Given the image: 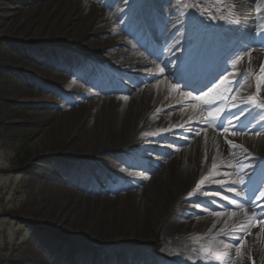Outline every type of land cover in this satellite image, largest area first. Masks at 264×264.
<instances>
[{"label":"bare ground","instance_id":"6f19581e","mask_svg":"<svg viewBox=\"0 0 264 264\" xmlns=\"http://www.w3.org/2000/svg\"><path fill=\"white\" fill-rule=\"evenodd\" d=\"M5 1L8 2L9 12L0 23L1 38L24 47L38 46L43 50L49 48L53 53L58 50L63 55L78 60L83 58L88 62L89 69L77 78L81 87L73 93L79 98L67 99L74 107L69 108L63 117H56L54 124L57 126L62 122L69 129L77 122L83 123L92 107L87 101L93 99L92 101L100 102L91 118L94 120L91 123L93 137H82L85 145L93 147L89 159H95L102 165L107 160L100 159L101 157L118 158L121 152L139 151L147 141L163 144L165 147L168 142L175 145L178 137H186L185 132L197 127L193 137L182 141L184 147L176 149L175 146L174 156L167 158L168 155H155L156 174L152 177H135L137 175L130 173L135 185H129L128 188L123 186L122 190L110 186L109 180L104 176L98 178L103 184L99 186L91 179H87V182L91 181L89 184L86 183L83 175L59 177L54 172L48 173L51 180L65 183L72 201L78 200L76 211H73L72 215L74 220L75 217L79 219L84 215L94 221L98 211L105 208L110 200L115 199L118 202L124 197L127 202L129 199L137 200L136 213H132L129 221V225H136V228L128 229L132 235L125 234L126 229L111 231L101 224L95 229H83L80 238L85 237L87 240L75 246L74 250L68 247L60 253L59 250L53 251L42 243H36L34 248L40 249L46 255L43 264H102L104 259L99 260L91 255L94 250L101 252V244H96V241L107 240L109 246L119 249L117 244L120 238L127 235L133 236L134 240L130 244L120 246L122 252L115 251L113 260L117 264H139L145 253L153 257L151 264H214L213 259L206 257V252L214 242L223 243L227 240L226 230L213 229L212 226L206 231H195L190 227L198 226L205 219H215L220 223L222 216L213 215L207 209L191 205L205 195L208 188L209 193L218 186L220 189L223 184L215 181L230 174L233 178L231 185L235 191H229L231 195H227V198L219 194L214 195L215 204L210 209L219 211L227 208L233 212L235 220L243 218L235 223L234 227H240L243 237H240L242 243L238 249L231 247V260H234L232 263L244 264L242 254L238 252L244 248V254L245 250H249L255 260L251 264H264V215L251 212L260 207L264 208V197L256 199L260 191L264 190V157L256 156L253 159V155L245 151V147L241 148L243 154H239L232 145L241 142L242 138L205 123V119H211L206 109L220 106L225 109L220 115L231 118V124L227 125L229 130L243 129L247 133L243 135L244 141L245 138L253 140L256 136L253 132L264 134V0H181L183 5L178 13L170 9L166 11L169 13L168 17L164 12L159 13L163 24L154 29L155 38L152 40L143 37L139 16L136 17V22L127 27L117 19V7L112 10L111 6L125 0H114L113 4L110 0H16L17 3L13 0ZM158 1L161 0H154L153 3ZM56 2L62 4V9L53 19L54 27H50L48 23L43 25L50 16V5ZM232 3L238 5L236 14L224 20L220 19L221 12L227 15L228 5ZM186 4L189 7H185ZM79 6L82 7L81 10ZM103 9H111L112 14L104 18L101 14ZM241 20L244 23L243 35L246 40L243 47L231 57H225L222 63L215 65L199 53L200 47L208 38L221 34L224 30L238 29L242 25ZM251 21L255 23L254 27L249 25ZM184 27H189L190 30L187 32L189 38L183 41L176 35ZM118 30L120 31L117 32ZM117 33L123 36H117ZM48 35L50 39L43 41ZM90 39L94 41L93 48L87 56H80V49L84 48ZM43 43L46 48L42 46ZM155 45L157 48L154 49ZM138 50H143V53ZM172 51H177L178 56H170ZM111 54L113 55L110 59L103 62L104 56ZM238 56L241 58L233 66V61ZM26 58L22 63L7 64L11 70L23 76L21 86L15 89L11 97L22 96L25 101L30 102V106H34L37 92L52 91L42 84L43 81H38L31 75V72H38L39 69L43 79L49 78L50 83H71L73 77L52 74L64 72L57 64L36 55H28ZM142 62L143 65L140 64ZM212 65L213 67L207 69ZM217 66L218 68L214 69ZM149 68L151 73H148ZM137 69L144 75L132 76V72H139ZM220 70L228 73L224 76L232 73L229 76L232 88L239 81L235 88L238 91L224 92L222 86L212 94L218 97L223 93L228 97L227 100L217 99L215 105H208L203 100L193 99V95L177 93L179 85L195 89L196 86L193 85L196 82L207 81ZM100 72L103 75L98 80L97 73ZM109 73L117 75L119 79H113ZM164 75L176 76L177 86L168 84L162 78ZM120 80L128 82L130 86L123 85ZM146 82L150 83L147 85ZM214 82L218 83L219 78ZM53 84L51 87L55 86ZM135 85H144L143 95L141 90L132 93ZM211 87L213 83L202 89V92L209 91ZM118 91L124 92L127 99H123L125 96L111 94ZM233 95L235 100L231 99ZM248 97L258 99L245 103ZM46 134L48 130L44 131L42 138ZM244 153L250 160L246 165ZM144 155L145 152H142L139 156ZM135 164L142 170V167L139 168V162ZM228 164H231V167H226ZM241 164L244 165L243 170ZM217 172L228 175H217ZM204 177L209 179L196 189V184ZM241 178L243 183H240ZM46 187L52 189L56 185L47 183ZM193 189L196 190L193 192ZM125 190L129 191H126L124 196L110 198V195ZM189 192H193V195L189 196ZM235 192H241L243 195L237 196ZM70 206L72 207V204ZM189 207L190 215L180 221L177 213ZM0 217L15 219L16 216L0 213ZM65 220L71 223L72 218ZM115 224L118 226L119 222L116 220Z\"/></svg>","mask_w":264,"mask_h":264},{"label":"rangeland","instance_id":"374dc122","mask_svg":"<svg viewBox=\"0 0 264 264\" xmlns=\"http://www.w3.org/2000/svg\"><path fill=\"white\" fill-rule=\"evenodd\" d=\"M13 1L17 3L16 0ZM164 1L157 2V10L164 7L170 8V10L176 13L181 10V0H170L167 3L166 1L164 3ZM110 2L113 4L114 0H110ZM7 4V1L0 0V23L9 12ZM93 5L98 6V4ZM111 7L112 10L113 7H117V10H115V13H117L116 17L124 27L136 22L134 15L139 8L146 10L142 14L141 19H144V30L153 39L155 38L154 29L163 24V20L158 16V13L164 12V15L167 17L169 15L166 9L163 11L159 9L161 11L158 10V12L150 11L146 0H125ZM79 8L81 10L82 7L79 6ZM61 9L62 4L57 2L51 4L49 7L50 16L47 21H44L43 25L48 23L53 28V19ZM112 10L103 9L101 14L105 18L112 14ZM241 23L242 27L237 34L243 38V20H241ZM249 25L254 27L255 23L251 21ZM132 29L135 28L132 27ZM188 30H190L189 27H184L176 36L184 41L189 38ZM116 35L120 36L122 34L117 33ZM48 39H50L49 35L46 38L44 37L43 41H47ZM93 45V39L88 40L86 46L80 49L79 55L82 57L87 56L93 48ZM42 46L45 47L44 43ZM155 48H157V45ZM138 52H142V50H138ZM178 54L177 51H172L170 56L177 57ZM28 55L41 56L48 62L55 63L59 68H63L64 72H52L53 75L59 73L66 78L73 77L70 84L55 85L49 82V78L48 80L43 79L40 69L38 72H31V75L35 79L43 81L42 84L52 90L37 92L38 96L35 99L34 106H30V102L25 101L22 96L17 98L11 97L15 89L21 86V78L23 76L20 73H15L7 66L8 63H22L26 61ZM112 55H105L103 62L110 59ZM140 64L143 65V62ZM104 66L107 67L105 64ZM88 69L89 64L83 58L78 60L71 56L63 55L58 50L53 53V50L49 48L43 50L38 46L24 47L19 43L8 42L0 36V213L16 216L15 219L0 217V264H43L46 260V255L40 249H35L34 244L42 243L53 251L59 250L58 253L68 247L74 250L75 246L87 240L85 237L80 238L82 230L95 229L99 224L111 231L113 229H126L125 234H130L131 231L128 229L136 228V225L134 227L130 226L129 221L131 220L132 213L136 211L137 200L129 199L127 202L123 197L117 202L113 199L117 195L124 196L126 191L128 192L129 190L119 191L117 194L110 195V198L113 200H110L105 208L98 211V215L94 221H91V219L84 215L80 216L79 219L75 217L74 220L72 215L74 213L73 211H76L75 207L78 205V200L72 201L65 183L51 180L48 173L54 172L59 177H63V175H83L86 183L89 184L93 181L99 186H103V184L98 181V178L104 176L109 180L110 186L122 190L121 188L123 186L128 188L129 185H135L130 173L137 175L135 177H138V175L152 177L157 173V169L154 167L155 159L157 158L155 155H168L167 158L174 156L176 151L175 146H177L176 149L184 147L185 144L182 141L186 138L193 137L194 133H196L197 127L185 132L187 134L185 135L186 137H178L175 145L168 142L166 147L163 144L147 141L144 143V146L138 149L139 151L133 153L121 152L118 158L101 157L100 159L107 160L102 165L98 164L95 159H89L93 147L91 145H85L82 137H93L94 133L91 123L94 120H91V118L94 115L95 109L100 106V102L97 100L92 101L93 99L87 101L92 104V107L90 114H86L88 117L83 123L77 122V124H74L69 129L62 122L57 126L54 124L56 117H63L69 108L74 107L67 99L79 98V96L76 97L73 94L81 87L77 78ZM137 70L139 72H132V76L144 75L140 73L141 70ZM148 73H151V68L148 69ZM109 74L113 79H119L117 75ZM221 74L226 75L228 73L220 72L214 75L211 81L217 75L221 76ZM90 75L93 77L91 73ZM102 75V72L97 73L98 80ZM175 77H166L164 75L162 78L168 84L177 86L174 82ZM120 82L123 85L130 86L128 82L123 80H120ZM149 83L146 82L147 85ZM51 84L55 86L51 87ZM236 87L237 83L234 85V89ZM137 90H141V94L143 95L145 90L144 85H135L132 93H135ZM177 93L187 95L186 89L182 87V84L177 87ZM111 94L113 96L126 97V94L122 91ZM191 95L195 96V94ZM45 130H48V134L42 138ZM233 130L231 129L229 131L231 132ZM236 136L240 137V139L242 138L240 140L241 142L234 143L237 145L235 148L239 154H243L241 148L245 147L252 155L264 156V134L256 135L253 140L248 138L247 140L245 138V141L243 135ZM142 152H145L144 157L139 156ZM244 157H246L244 159V165H246L250 160L247 158L246 153H244ZM138 162L140 163L139 168L142 167V170L138 169V165L135 164ZM87 179H91V181L87 182ZM220 180H224L226 183L220 189H218L219 186L214 188V191L210 193L208 188L207 194L198 198L191 206L199 205L204 210L207 209L212 213L223 212L224 215H222L221 222L218 223L215 219L210 221L205 219L198 226H191L190 229L206 231V229H211L212 226H214L213 229L217 230L224 228L227 232V240L223 243L214 242L206 252V257L213 259L214 264H222L223 262L231 264L232 262L234 263V260H231L233 258L230 252L231 247L238 249L242 243V238L240 237H243V234L241 235L243 231L239 230L240 227L234 228L235 223L243 220V218L238 221L235 220L233 212L227 210V208L219 211H211L210 208L215 204L213 193H218L223 198L231 195L227 189L232 188V175L230 174V176L220 178ZM47 183H54L56 187L49 189V187H46ZM56 203L57 205H55ZM71 204L72 207L70 206ZM260 208L254 211L251 210V212L257 215H264V208ZM190 213L191 208L189 207V209L178 212L177 217L180 221H184L182 218L190 215ZM70 217L72 220L71 223H68L65 219H69ZM61 220L63 221L60 224ZM116 220L119 222L118 226L115 224ZM179 224L175 223V225ZM46 233L56 236L57 239L55 241L48 239ZM130 235L120 238L119 244H117L119 249L109 246L107 240L96 241V244H101V252L94 250L91 252V255L93 254L94 258L99 260L104 259L102 264H117L113 260L114 253L116 250L122 252L120 246L122 247L133 242V236L130 237ZM159 250L161 251V249ZM238 252L242 254L244 264L254 263L255 260L249 250H245L246 254H244V248L239 249ZM152 262L153 257L145 253V256L139 264H151Z\"/></svg>","mask_w":264,"mask_h":264},{"label":"snow or ice","instance_id":"6c2138e0","mask_svg":"<svg viewBox=\"0 0 264 264\" xmlns=\"http://www.w3.org/2000/svg\"><path fill=\"white\" fill-rule=\"evenodd\" d=\"M185 7H189V5H185ZM237 7L238 5H236L235 3H232V4H229L228 5V12H227V15H225L224 12H221L220 14V19L224 20V19H227L228 17H231L233 15L236 14V10H237ZM241 57H237L234 61H233V66H235L236 63L239 62V59ZM262 70H264V68H262ZM161 71H163L161 69ZM232 73H229V76H231ZM229 76H224L223 74H221L220 78H219V82H213V87H211L209 89L208 92H204L201 96L199 97H193V99H199V100H203L205 104H208V105H215L216 104V100L217 99H221V100H227L228 97H226L223 93H220L219 96H213L212 94L217 92L218 89H220L222 86L224 88V92H228V91H238V89H233L232 88V81L229 79ZM239 83V81H237V84ZM190 95V94H188ZM123 99H127V97H124ZM232 100H235L236 97L233 95L231 97ZM254 97H248L246 100H245V103H251L252 101H254ZM206 111L208 112V116L211 117V119H205V123L209 124L210 126H213L215 129L217 130H222L223 132H229V127L227 125H230L231 124V118L228 117H223L221 116V112L225 111L224 108L220 107V106H216V107H209L206 109ZM226 121V123H225ZM230 135L232 136H236V135H246L247 133L241 129L239 132L233 130L229 133ZM253 134L255 135H261L262 133L260 132H253ZM145 135H148V133H145ZM233 147H237V145L233 144L232 145ZM245 151H247V149H245ZM216 165L214 164L213 165V168H215ZM226 167H231V164H228L226 165ZM241 167V170H243L244 168V165H240ZM217 175H228L227 173H219L217 172ZM209 178L208 177H204L202 178L197 184H196V189H199L201 187L202 184H204V182L206 180H208ZM216 183H219V184H224L226 183V181L224 180H218V181H215ZM240 183H243V179L241 178L240 179ZM196 189H193V192L196 190ZM228 191H235V189L233 188H228L227 189ZM193 192H189V196H192L193 195ZM205 194H207V192H205ZM218 193H213V195H217ZM235 194L237 196H242L243 193L241 192H235ZM261 197H264V190H261L260 193H259V196L256 197V199H260ZM230 203H233L232 201H229ZM196 207H200L199 205H196ZM206 210V209H205ZM213 215H216V216H222L224 215L223 212H214L212 213Z\"/></svg>","mask_w":264,"mask_h":264},{"label":"trees","instance_id":"16d2710c","mask_svg":"<svg viewBox=\"0 0 264 264\" xmlns=\"http://www.w3.org/2000/svg\"><path fill=\"white\" fill-rule=\"evenodd\" d=\"M46 236L48 237V239L52 240V241H55L57 239L56 236L52 235V234H47L46 233Z\"/></svg>","mask_w":264,"mask_h":264}]
</instances>
